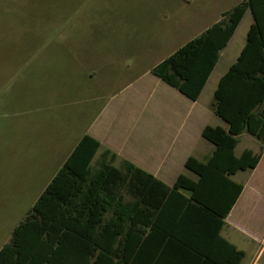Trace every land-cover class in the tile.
Wrapping results in <instances>:
<instances>
[{
  "label": "rangeland",
  "instance_id": "1",
  "mask_svg": "<svg viewBox=\"0 0 264 264\" xmlns=\"http://www.w3.org/2000/svg\"><path fill=\"white\" fill-rule=\"evenodd\" d=\"M219 1L0 0V248L79 138L67 117L82 113L91 95L122 85L114 59L134 47L137 71L148 74L158 57L237 2ZM242 41L236 36L222 53L214 77L234 61ZM101 68L110 76L100 77L108 82L96 86L88 72ZM212 90L213 81L201 104L211 101ZM244 147L255 149L242 139L236 153ZM247 176L241 172L234 180Z\"/></svg>",
  "mask_w": 264,
  "mask_h": 264
},
{
  "label": "trees",
  "instance_id": "2",
  "mask_svg": "<svg viewBox=\"0 0 264 264\" xmlns=\"http://www.w3.org/2000/svg\"><path fill=\"white\" fill-rule=\"evenodd\" d=\"M247 10L253 24L245 46L218 80L210 104L225 127L203 128L212 154L204 162L189 157L184 163L197 180L180 175L170 189L127 161L114 166L109 151L103 161L93 162L100 145L83 136L0 248V264H134L133 231L122 220L132 202L122 201H132L144 181L160 190L222 191L226 217L243 190L230 177L254 169L264 149V0H243L223 12L218 22L151 71L195 101ZM242 135L259 144L258 152L244 149L234 155ZM232 251L236 261L243 259V252Z\"/></svg>",
  "mask_w": 264,
  "mask_h": 264
},
{
  "label": "crops",
  "instance_id": "3",
  "mask_svg": "<svg viewBox=\"0 0 264 264\" xmlns=\"http://www.w3.org/2000/svg\"><path fill=\"white\" fill-rule=\"evenodd\" d=\"M222 1L225 2L220 0L219 3ZM241 1L220 9L217 18L190 40ZM252 24L253 16L247 10L226 47L220 51L219 60L195 101L151 73L190 40L173 47L168 55L158 57L147 70L149 73L142 75L137 71L140 61L134 47L123 49L114 59L116 79L122 78V85L104 96L91 95L82 113H71L67 117V124L79 128L81 133L73 148L83 136H89L100 145L93 162L103 161L104 152L109 151L115 155L114 166L127 161L170 189L180 175L197 180L195 174L184 168L185 161L192 157L204 162L212 154L213 146L201 136L203 128L225 127L210 109L212 99L201 104L200 98L212 81L213 96L218 80L245 46ZM238 35L243 38L238 54L224 72L214 77L222 53ZM127 72L133 75L130 77ZM88 76L99 86L108 82L99 78L108 79L110 73L102 68L92 69ZM242 139L254 144L255 149L250 150L258 152L259 144L255 140L247 135H242L239 142ZM237 146L236 157L249 149L244 147L236 153ZM241 172H249L246 180H234ZM230 179L242 184L243 190L226 217L222 216L223 192L217 190H160L154 182L144 181L143 190L134 191L132 201L124 197L122 202H132V207L124 210L122 220L125 228L133 231L134 264H264V149L254 169L239 171ZM232 247L243 252L241 261L234 259Z\"/></svg>",
  "mask_w": 264,
  "mask_h": 264
}]
</instances>
